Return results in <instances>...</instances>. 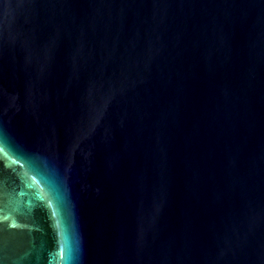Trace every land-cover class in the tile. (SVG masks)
<instances>
[{
    "label": "water",
    "instance_id": "1",
    "mask_svg": "<svg viewBox=\"0 0 264 264\" xmlns=\"http://www.w3.org/2000/svg\"><path fill=\"white\" fill-rule=\"evenodd\" d=\"M0 264H264V0H0Z\"/></svg>",
    "mask_w": 264,
    "mask_h": 264
}]
</instances>
